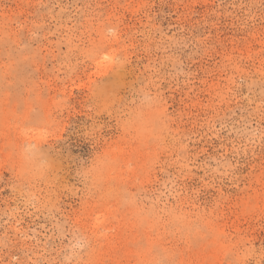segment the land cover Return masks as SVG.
I'll use <instances>...</instances> for the list:
<instances>
[{"label":"rangeland","instance_id":"rangeland-1","mask_svg":"<svg viewBox=\"0 0 264 264\" xmlns=\"http://www.w3.org/2000/svg\"><path fill=\"white\" fill-rule=\"evenodd\" d=\"M0 264H264V0H0Z\"/></svg>","mask_w":264,"mask_h":264}]
</instances>
